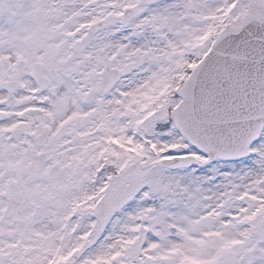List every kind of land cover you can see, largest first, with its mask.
Returning a JSON list of instances; mask_svg holds the SVG:
<instances>
[{
	"label": "snow or ice",
	"instance_id": "obj_1",
	"mask_svg": "<svg viewBox=\"0 0 264 264\" xmlns=\"http://www.w3.org/2000/svg\"><path fill=\"white\" fill-rule=\"evenodd\" d=\"M0 264H264V0H0Z\"/></svg>",
	"mask_w": 264,
	"mask_h": 264
}]
</instances>
